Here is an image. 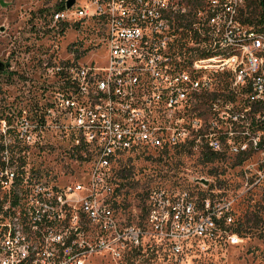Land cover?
Masks as SVG:
<instances>
[{"label": "built area", "instance_id": "1", "mask_svg": "<svg viewBox=\"0 0 264 264\" xmlns=\"http://www.w3.org/2000/svg\"><path fill=\"white\" fill-rule=\"evenodd\" d=\"M69 1L44 0L34 17L42 28L35 30L42 36L87 31L99 39L96 47L103 45L101 62L80 63L79 45L67 58L49 55L42 110L14 111L12 123L1 121L4 136L14 139L0 143V264H85L100 250L116 254L119 245H140L145 232L118 220L110 199L98 200L119 191L108 181L119 164L138 157L161 161L188 150L233 158L236 166L254 159L245 185L264 191V46H258L264 24L247 21V0H209L220 18L204 53H197L203 17L180 24L189 0H76L68 7ZM242 38H254V46H241L244 67L236 56L209 57V50ZM219 75L226 84L212 90ZM45 134L91 162L89 187L57 184L14 160V151L43 145ZM222 205L206 198L200 213L186 192L152 188L146 197L148 219L175 255L191 237L240 245Z\"/></svg>", "mask_w": 264, "mask_h": 264}, {"label": "rangeland", "instance_id": "2", "mask_svg": "<svg viewBox=\"0 0 264 264\" xmlns=\"http://www.w3.org/2000/svg\"><path fill=\"white\" fill-rule=\"evenodd\" d=\"M43 5L44 0H0V61L5 64V71L0 73V143L5 140L11 143L14 139L13 134L4 136L3 119L12 123L14 111H21L23 115L24 111L42 110L46 87L43 62L49 55L56 59L67 58L79 45L76 56L80 63L101 62L103 45L96 47L99 39L87 31L78 33L69 29L64 35H40L35 29L42 28V21H35L34 17ZM225 79H219V90L226 84ZM43 143L29 153L14 151V160L57 184L89 187L92 165L83 159L84 154L47 134ZM201 157L182 150L162 161L138 157L119 164L118 175L108 181L119 191L113 197L104 193L98 200L103 203L110 199L116 218L142 229L145 235L138 246L119 245L116 254L100 250L88 256L85 264H264V191L261 188L249 190L245 185V170L254 159L236 166L233 158L205 164ZM128 166L131 174L121 178ZM152 188L189 193L200 213L206 198L219 200L229 207L234 221L231 230L244 223L246 213L254 215L251 228L238 233L242 238L240 245L232 246L226 240L204 242L191 237L184 242L185 252L175 255L172 242L148 219L146 197ZM88 223L84 218L86 229ZM94 235L95 232L88 233L90 238Z\"/></svg>", "mask_w": 264, "mask_h": 264}, {"label": "bare ground", "instance_id": "3", "mask_svg": "<svg viewBox=\"0 0 264 264\" xmlns=\"http://www.w3.org/2000/svg\"><path fill=\"white\" fill-rule=\"evenodd\" d=\"M208 6L209 0H189L185 14L180 17L181 25H190L196 17H203L204 42H198L197 53H204L205 43H212V38L216 35L215 21L220 18V9L217 7L208 9ZM241 46H254V38H242L239 39V43L226 44L219 49L209 50V57L236 56L237 67H244L246 65L245 50H241ZM258 46H264V33H259ZM259 72H264V62H259ZM233 76H240V69H233ZM222 77L226 75H219L212 81V90H219L218 81ZM252 81H259V74H252Z\"/></svg>", "mask_w": 264, "mask_h": 264}, {"label": "trees", "instance_id": "4", "mask_svg": "<svg viewBox=\"0 0 264 264\" xmlns=\"http://www.w3.org/2000/svg\"><path fill=\"white\" fill-rule=\"evenodd\" d=\"M247 6H248V15H250L247 18V21L254 23L256 22L257 25L264 24L263 13H264V1L263 0H247ZM9 66V65H8ZM3 146H0V152L3 150ZM181 152V151H178ZM202 160L205 164H212L215 161L218 160V155L214 153H203L202 154ZM162 161V160H161ZM126 174L124 176L122 175L121 178H127L129 177L128 174H131V169L128 166L127 169H125ZM253 214L246 213V218L244 223H240L237 228L234 229L236 233H245L251 228V223L253 222Z\"/></svg>", "mask_w": 264, "mask_h": 264}, {"label": "water", "instance_id": "5", "mask_svg": "<svg viewBox=\"0 0 264 264\" xmlns=\"http://www.w3.org/2000/svg\"><path fill=\"white\" fill-rule=\"evenodd\" d=\"M76 0H70L68 3V7H71ZM5 71V64L0 61V73H3Z\"/></svg>", "mask_w": 264, "mask_h": 264}]
</instances>
